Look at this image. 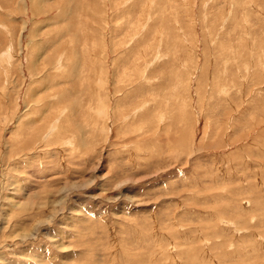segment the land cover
<instances>
[{"label":"rangeland","instance_id":"1","mask_svg":"<svg viewBox=\"0 0 264 264\" xmlns=\"http://www.w3.org/2000/svg\"><path fill=\"white\" fill-rule=\"evenodd\" d=\"M0 264H264V0H0Z\"/></svg>","mask_w":264,"mask_h":264},{"label":"bare ground","instance_id":"2","mask_svg":"<svg viewBox=\"0 0 264 264\" xmlns=\"http://www.w3.org/2000/svg\"><path fill=\"white\" fill-rule=\"evenodd\" d=\"M7 62V61H6Z\"/></svg>","mask_w":264,"mask_h":264}]
</instances>
